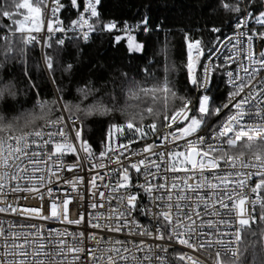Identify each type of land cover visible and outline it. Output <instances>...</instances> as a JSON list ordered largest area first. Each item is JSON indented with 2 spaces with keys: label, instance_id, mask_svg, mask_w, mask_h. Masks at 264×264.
<instances>
[{
  "label": "snow or ice",
  "instance_id": "1",
  "mask_svg": "<svg viewBox=\"0 0 264 264\" xmlns=\"http://www.w3.org/2000/svg\"><path fill=\"white\" fill-rule=\"evenodd\" d=\"M0 264H264V0H0Z\"/></svg>",
  "mask_w": 264,
  "mask_h": 264
},
{
  "label": "trees",
  "instance_id": "2",
  "mask_svg": "<svg viewBox=\"0 0 264 264\" xmlns=\"http://www.w3.org/2000/svg\"><path fill=\"white\" fill-rule=\"evenodd\" d=\"M147 0H104L105 5V16L111 19H115L117 21L122 20H129L131 22V18L137 14L138 9H140L141 5L146 3ZM158 2H162V0H158ZM189 2H195V0H189ZM201 4L206 3V0H199ZM169 4H171V0H169ZM155 7V5H154ZM160 18L163 19V23L165 26L166 32H168V40L171 42V44L175 45V48L170 53V60L174 61L176 64L180 63L179 59V51H180V45L182 44V33L183 30L189 29L191 32L195 33V26L197 23H202L203 21L199 18L200 14L199 12L195 14H189L187 11H184L182 14V10L178 6L176 11L174 12H161L159 14ZM145 37L141 36V39H144ZM163 38V34H162ZM101 37L95 38V45L93 50H95L96 47H99L101 44ZM153 43L155 44V38H153ZM100 51H103V48L100 49ZM149 55L152 54V49H149ZM85 63H87V57L84 58ZM159 59L161 60V67L163 66V55L161 54ZM103 63V61H101ZM161 76H163V72L160 73ZM109 79L108 76H105V80ZM100 83H103L101 81ZM108 91H111V87L108 88ZM75 94V93H74ZM100 93H97V97H100ZM104 101L106 103L110 102L108 97H104ZM92 102L91 97L89 98V101ZM121 104L124 103L123 98L119 101ZM129 103L134 104V101H129ZM26 107H31L30 105H26ZM94 136L95 139H99L102 126L97 124L94 129L90 130Z\"/></svg>",
  "mask_w": 264,
  "mask_h": 264
}]
</instances>
